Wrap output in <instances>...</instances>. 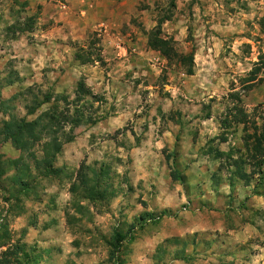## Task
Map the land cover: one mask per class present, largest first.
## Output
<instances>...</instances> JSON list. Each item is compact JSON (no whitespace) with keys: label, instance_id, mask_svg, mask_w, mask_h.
Segmentation results:
<instances>
[{"label":"rangeland","instance_id":"374dc122","mask_svg":"<svg viewBox=\"0 0 264 264\" xmlns=\"http://www.w3.org/2000/svg\"><path fill=\"white\" fill-rule=\"evenodd\" d=\"M158 26L193 51L192 76L148 48ZM260 57L264 0H0V83L24 73L0 85L4 108L30 122L50 107L27 116L32 98L51 95L71 138L47 170L42 142L20 154L0 140L18 163L0 176V264H264V166L246 186L227 160L252 171L241 127L219 124L231 90L264 112V68L241 84ZM80 81L95 99L77 101Z\"/></svg>","mask_w":264,"mask_h":264},{"label":"trees","instance_id":"16d2710c","mask_svg":"<svg viewBox=\"0 0 264 264\" xmlns=\"http://www.w3.org/2000/svg\"><path fill=\"white\" fill-rule=\"evenodd\" d=\"M168 21V19H164ZM147 46L151 51L159 53L169 66L175 65L184 72L185 76L193 75L194 68V53L191 51L188 54L178 53L175 47V41L171 38L161 36L159 26L153 31L149 32L147 37ZM75 61L80 65H90L95 61L91 59H83L80 52L75 53ZM264 68V57H260L259 61L253 65L252 70L248 73L245 79H242V89L245 92L252 91L258 84L261 83V79H258L259 74ZM14 75V74H13ZM13 80L6 81L7 84H12ZM77 101H80L82 97H88L95 99L94 95L86 88L83 81H80L77 85ZM29 93V88L27 89ZM15 98L3 101L0 100V115L5 118L1 123V135L0 140L2 142H8L11 147L22 153L29 154L31 148L39 142H42L41 151L43 158L37 161L34 169H38L42 166L45 170L51 168L54 157L59 154L61 147L65 143H69L71 138L69 135L62 134V139L57 136L61 130L60 115L62 112L57 111V98L54 99V104H51L53 97L51 95H44L42 99L38 98V95L33 97L35 102L34 108L30 109L27 116H33L36 114V109L42 106H50L43 111L40 115L35 116L32 121H26L24 118H17L11 113L7 112L9 107L4 108L5 105L11 104ZM226 113L224 118L219 122L224 130L231 129L232 127H241V142L244 150V159L241 157L240 164L243 166H249L252 171L250 174L242 172L237 164L238 159H234L232 156L227 160L231 162L229 167L236 169L235 174L238 178L244 180L245 185L248 186L250 179L253 175L260 173L261 168L264 166V112L258 111L257 106L251 114H248L243 107L242 96L231 90L227 95ZM75 113L79 118L83 116V112H79V109H75ZM84 117V116H83ZM205 119H210V114L207 113ZM67 122V120H66ZM101 122L100 119L93 121V123ZM51 136V137H50ZM5 139V140H4ZM221 143H226L225 138L220 139ZM215 160L224 156V152L214 151ZM210 155V153H208ZM33 156V154H30ZM17 160L15 161H0V176L7 173L10 166L15 167ZM8 166V167H7ZM7 167V168H6ZM12 167V168H13ZM18 182V181H14ZM20 187H26L23 181H20Z\"/></svg>","mask_w":264,"mask_h":264},{"label":"crops","instance_id":"0c3cea01","mask_svg":"<svg viewBox=\"0 0 264 264\" xmlns=\"http://www.w3.org/2000/svg\"><path fill=\"white\" fill-rule=\"evenodd\" d=\"M67 48V49H66ZM65 51L64 52H67V50H68V47L67 46H65ZM16 53V55L15 56H13L12 54H10V53H8V55L6 56V58L8 57V58H24V57H26V58H28L29 59V56H32V55H34V53H32V55H29V51H28V53L26 54V55H17L18 53H20V52H15ZM22 53V52H21ZM70 55V54H69ZM63 59H65L64 58V55L63 56H61ZM20 61V60H19ZM78 64V63H77ZM21 65H25V66H22L24 69H25V71H26V73H28L29 74V62H21ZM16 71H13V73L12 74H14L15 75V79L13 80V82H12V84H7V83H5V82H3V83H0V85H1V88H3V90L4 89H12L13 88V86H20V84H22L23 83V80H24V78H23V69L22 68H20V67H13ZM17 72V73H16ZM2 100V99H1ZM4 100H7V99H4ZM209 121H211L210 119H209ZM106 124H108V122H106ZM221 152H223V151H221ZM205 158H207V159H210L209 158V156L206 154L205 156H204Z\"/></svg>","mask_w":264,"mask_h":264}]
</instances>
